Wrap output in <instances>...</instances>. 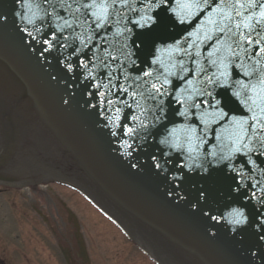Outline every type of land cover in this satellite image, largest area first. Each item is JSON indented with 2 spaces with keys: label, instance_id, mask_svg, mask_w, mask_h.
<instances>
[{
  "label": "water",
  "instance_id": "obj_1",
  "mask_svg": "<svg viewBox=\"0 0 264 264\" xmlns=\"http://www.w3.org/2000/svg\"><path fill=\"white\" fill-rule=\"evenodd\" d=\"M183 2L0 0V187L72 188L158 264H264V0Z\"/></svg>",
  "mask_w": 264,
  "mask_h": 264
},
{
  "label": "rangeland",
  "instance_id": "obj_2",
  "mask_svg": "<svg viewBox=\"0 0 264 264\" xmlns=\"http://www.w3.org/2000/svg\"><path fill=\"white\" fill-rule=\"evenodd\" d=\"M37 190L0 189V264H65L59 247L69 251L70 264H150L72 192L54 185Z\"/></svg>",
  "mask_w": 264,
  "mask_h": 264
},
{
  "label": "snow or ice",
  "instance_id": "obj_3",
  "mask_svg": "<svg viewBox=\"0 0 264 264\" xmlns=\"http://www.w3.org/2000/svg\"><path fill=\"white\" fill-rule=\"evenodd\" d=\"M149 5H150V11L153 8H164L165 6L170 4V0H148ZM180 0H178V3ZM94 4L99 5V12L101 15H97V20L99 23L97 24V27H102L103 26V19L106 18L108 15L109 9H108V4L111 3L113 5L116 4H122L126 5L127 0H93ZM203 3L205 6L209 4V0H203ZM201 0H184L183 3H180V7L182 11H187L191 15H195L196 13L193 12V9H196L197 12H202L204 9L200 7ZM174 11V10H173ZM93 15H96V13H93ZM138 27L141 29V36L143 39L141 40V43H138L135 45V47L139 48L141 47V44L147 41H152L154 43V39L152 36V33L161 27H166L168 20L164 17L158 16V15H144L140 18V20L133 21ZM211 39V37H209ZM155 63V60L153 61ZM215 63V61H213ZM145 75H150V73H145ZM221 76H226V72L222 71L220 73ZM258 83L262 86L261 87V92H264V79L259 80ZM153 89L159 93L161 89L157 88L155 84L152 85ZM121 91H126L125 89H121ZM237 97L240 96V93L237 92L235 93ZM256 96L258 99L264 100V96H261L260 93H256ZM248 99L252 100L253 103H256L257 101L253 99L251 96L248 97ZM111 103V101H109ZM217 104L220 103V101H216ZM199 105H197L198 107ZM264 111V109H262ZM228 114L225 112L222 114L220 117L221 119H224ZM255 125H249V129H254ZM248 129H245L243 125L240 126V132L236 134L235 139L233 141L234 144L238 143L239 141H242L246 137ZM259 131H264V127H261ZM241 147H247V145H241L239 147H236L234 150L235 152H240ZM240 213H238L239 215ZM239 222V221H237Z\"/></svg>",
  "mask_w": 264,
  "mask_h": 264
},
{
  "label": "flooded vegetation",
  "instance_id": "obj_4",
  "mask_svg": "<svg viewBox=\"0 0 264 264\" xmlns=\"http://www.w3.org/2000/svg\"><path fill=\"white\" fill-rule=\"evenodd\" d=\"M36 190H37V188L32 189L33 192H36ZM37 191H38V190H37ZM23 192H28V190H27V191H23ZM33 210H34V208H33ZM34 211L36 212V214H37L38 216H40L42 222H45V223L48 222V219H46L43 215L41 216V214H40L39 212H37L36 210H34ZM65 252H66V255H67V257H68V260H69V261L72 260L71 257H70V253H69V251L66 249Z\"/></svg>",
  "mask_w": 264,
  "mask_h": 264
}]
</instances>
